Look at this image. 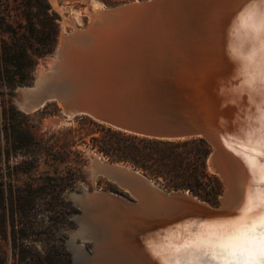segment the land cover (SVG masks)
Masks as SVG:
<instances>
[{"label": "bare ground", "instance_id": "1", "mask_svg": "<svg viewBox=\"0 0 264 264\" xmlns=\"http://www.w3.org/2000/svg\"><path fill=\"white\" fill-rule=\"evenodd\" d=\"M152 2L98 10L102 13L92 15L87 28L74 26L71 33H63L51 71L38 72L36 85L22 94L41 106L50 91L48 83L62 78L73 86L60 87L69 117L88 114L120 130L148 136L145 130L95 110L91 98L104 96L106 106L142 125L145 118L169 125L176 119L175 124H198L208 130L219 151L210 167L222 176L229 193L225 210L210 212L180 200L170 208L172 214L151 217L149 212L161 203L158 192L137 190L142 199L138 204L102 198L98 192L87 195L95 205L91 216L96 230H102L95 238L96 252L117 262L112 264H221L224 257L218 245L227 240L254 190L248 160L256 155L250 148L264 128V88L258 83L264 36L242 23L252 0ZM127 61L148 64L123 66ZM94 78L95 91L83 90L80 83ZM22 107L30 111L36 106L28 109L23 102ZM167 112L173 117H166ZM101 166L103 173L127 188L126 173L114 171L126 167L102 162ZM256 211L252 209L253 214ZM72 244L75 253L84 252ZM245 264H264V257L256 255Z\"/></svg>", "mask_w": 264, "mask_h": 264}, {"label": "rangeland", "instance_id": "2", "mask_svg": "<svg viewBox=\"0 0 264 264\" xmlns=\"http://www.w3.org/2000/svg\"><path fill=\"white\" fill-rule=\"evenodd\" d=\"M48 1L58 16L59 25L53 51L33 61L35 63L31 72L26 67L19 70L7 61H0V264H112V260L108 261L107 257L104 258L102 254L99 256L96 252L95 238L98 239L102 230H96L95 220L91 216L95 205L90 202L87 193L104 191L127 201H136V197L113 177L103 173L101 162L135 169L167 192L185 191L213 207L221 205L227 189L222 176L210 167L213 146L209 141L207 172L217 178L220 184L216 203L190 190H168L163 176L147 174L131 162L112 161L101 150L107 142L137 141L128 138V134L123 135L124 130L88 114L69 117L64 112V104L55 98L47 100L35 110L29 111L22 107V90L36 85L38 72L51 71V60L56 55L63 33H71L74 26L87 28L94 11L111 10L138 0ZM14 22L24 26L27 19L16 16ZM23 62L30 64L31 61ZM140 62L148 64L147 61ZM8 71H13L9 74L16 79L27 77L29 82L11 88L4 82ZM60 80L48 83L49 93L55 90L60 92V87L62 90L71 89V82L62 78ZM158 100L162 101L160 98ZM157 106L159 110L162 108ZM167 114L166 117H173L172 113ZM146 119L144 122L149 125L171 127L168 122L164 124L163 121ZM143 145L149 146L144 147L149 152L150 145ZM194 146H191L192 149L188 146L190 152L196 150ZM73 242L82 246L84 252L75 253Z\"/></svg>", "mask_w": 264, "mask_h": 264}, {"label": "trees", "instance_id": "3", "mask_svg": "<svg viewBox=\"0 0 264 264\" xmlns=\"http://www.w3.org/2000/svg\"><path fill=\"white\" fill-rule=\"evenodd\" d=\"M16 16L27 19L24 26L15 24ZM57 19L48 0H0V61H7L19 70L26 67L31 72L35 63L33 61H38L54 49L59 32ZM23 61L31 62L27 64ZM12 72L8 71L4 81L11 88L29 82L25 76L14 78L10 75ZM122 132L125 136L128 134L131 140L139 142H107L101 150L112 161L131 162L147 174L163 176L168 190H190L216 203L220 184L217 178L207 172L206 157L210 144L206 138L167 139ZM140 142L150 145L149 152L144 150V147L149 146ZM193 144L196 150L190 152Z\"/></svg>", "mask_w": 264, "mask_h": 264}, {"label": "water", "instance_id": "4", "mask_svg": "<svg viewBox=\"0 0 264 264\" xmlns=\"http://www.w3.org/2000/svg\"><path fill=\"white\" fill-rule=\"evenodd\" d=\"M146 3L145 5H152L153 2L152 0H138V1H134V2H129V3H125L123 5H120L116 8L119 7H132L135 8L138 5H143L140 3ZM114 8V9H116ZM102 12L100 11H94V15H98ZM140 66H144L145 64H141L140 61L136 62H132V61H127L123 64V66H132V65H139ZM98 82V80L96 78L94 79H87V81L82 82V84L80 83V86L83 88V90H91V92L95 91V84ZM71 87L72 84H71ZM95 93V92H94ZM93 93V94H94ZM58 99L60 101H64V98L62 96V94L60 92H50L49 94H47V96H45L46 101L49 99ZM98 96H94L92 97L90 100V102L96 106L98 110L100 108V112H104L103 114L105 116H109V118H112L113 120H118L120 121L122 124H125L128 127L134 128V129H141V130H145V132H143L144 135H148V136H152L155 138H167V139H174V138H188V137H195V136H203L205 137L211 144L212 146H214V142L210 136V132L206 129H204L202 126L198 125V124H185V122L182 123H178L175 126L174 125H170L171 127L168 126H162V127H157L154 125H146L147 123H145L144 125L141 124V122L139 121H133L129 115L124 114V112H121L123 114H120L119 112H116L115 110L111 109L108 104V106H106V99L104 98V96H101V98H99ZM23 100L27 106L28 109H33L34 106L35 109L40 107V103L39 102H33L31 99H29L27 96H25L23 94ZM108 100V99H107ZM43 105V104H42ZM41 105V106H42ZM91 105V104H90ZM93 105H91V107L93 108ZM105 106L104 108L101 106ZM108 107V108H106ZM80 111L85 112V113H89L90 111L81 109ZM149 132H152L151 135L149 134ZM218 149L216 148L214 150L213 148V153L211 155V158H216ZM102 168V166H101ZM104 168V167H103ZM116 170L114 171H121L126 173V182H127V188L132 192V194L136 197V201H127L124 200L123 198V202L126 203H130V204H138L140 202V200L142 201V199L140 198V196L137 194V190H143V191H149V192H158L159 197L161 199V203L160 204H156L154 205L153 211L149 212V214L151 215V217H162V216H166L169 214H172L170 212H172V209L170 211V208H173V204L176 203L177 201H187V203H195L196 205H201L202 208L207 209L210 212H219L222 210H225L227 208V200H228V191L224 193V196L222 198V202L221 205H219L218 207H213L209 204H207L206 202H203L199 199H197L196 197L192 196L191 194L185 192V191H173V192H167L165 190H163L159 185H157V183L153 182L150 178H148L145 174L143 173H139L137 170L135 169H121V168H115ZM106 172V171H105ZM123 173V174H124ZM99 195L102 198H108L111 200L114 199H119L121 200L120 197H116L113 196L110 193L107 192H98ZM95 194V193H93ZM111 196V197H110ZM173 205V206H172Z\"/></svg>", "mask_w": 264, "mask_h": 264}, {"label": "snow or ice", "instance_id": "5", "mask_svg": "<svg viewBox=\"0 0 264 264\" xmlns=\"http://www.w3.org/2000/svg\"><path fill=\"white\" fill-rule=\"evenodd\" d=\"M242 23L264 36V0H252V7L242 18ZM258 83L264 88V61ZM250 151L256 153L248 160L254 190L250 192L240 219L230 230L227 240L218 245V253L224 257L221 264H245L246 260L255 259L256 255L264 257V128ZM253 208L258 209L254 214Z\"/></svg>", "mask_w": 264, "mask_h": 264}]
</instances>
